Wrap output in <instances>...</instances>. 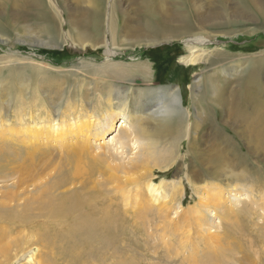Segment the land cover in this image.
<instances>
[{
	"label": "rangeland",
	"instance_id": "rangeland-1",
	"mask_svg": "<svg viewBox=\"0 0 264 264\" xmlns=\"http://www.w3.org/2000/svg\"><path fill=\"white\" fill-rule=\"evenodd\" d=\"M26 1V10L23 8V15L17 22L11 17L10 6L0 10L2 23L0 83L3 81L6 85L9 82L5 79L8 75L6 73L16 62L29 60L53 67L52 74L57 78L56 83L62 86L58 94L61 93L65 97L62 100V113L59 118L65 129L63 137L65 141L60 144L54 135L52 141H47L48 133H46L40 134L38 140L40 144L37 145L35 138H30L29 134H26L27 126L42 124H47L48 132L55 125L56 117L49 107L50 102L47 100L45 90L41 91L39 88L40 77L38 75L35 78L31 77L32 83L27 93L16 81L18 73L15 74L13 88H10L5 96L0 90V238L3 239V244L8 245L6 249L8 252L0 254V264H44V262L90 264V261L94 260L95 264H264V155L258 152L255 133L250 125L241 121L240 110L239 112L236 108L219 110L213 105L210 91L207 92L206 88L202 91L197 89V93L199 92L203 97L198 98L201 106L195 104L191 96L194 81L199 77L203 79L213 75L217 68H212L207 61L198 65L182 63L181 60L188 58L189 54L183 45L177 43L178 41L143 48L142 52L136 55L138 59L151 61L155 74L152 83L154 86L173 87L183 92L185 109L191 117L196 116L201 110L210 111L213 127L219 131L222 139L217 137L216 141L211 137L212 131L207 126L205 137L203 138V133L201 134V141L211 144L199 145L198 149L204 152H209L211 147L213 150H222L225 146L224 142L228 140L230 143L228 156L234 169L230 167L223 176L200 178L195 171L198 169L192 159L194 157L187 152L188 149L180 145L178 152L175 151L172 155L169 150L170 144L164 148H168L167 151L171 155L164 158L159 155L158 161L152 160L149 173L145 169L132 173L129 169V172L120 170L113 180L108 176L93 177L94 186H102L105 191L108 190V193L111 192L117 197L118 202L121 201L116 207L117 213L114 210L112 212L109 209L102 210L104 213H109L113 219L112 222H105L104 229L95 225L96 222L95 224L89 221L79 222L74 226L78 236L73 233H68L66 236L63 231L65 235L60 234L61 236L57 237L54 232L62 231V228H66L64 224L68 223L64 219L48 222L45 219L28 222L15 220L13 215L22 216L25 213L24 206L39 195V189L56 178L59 168L64 165L62 146L67 143L64 145L65 148L67 146L73 148L74 142L77 141L71 133L74 127L84 126L90 120L89 122L95 121L99 128L103 125L104 128H109L107 135L102 137L100 135L103 133H99L95 128L98 136L92 140L89 150L97 155L107 153L109 146L121 138L116 139L117 136L128 132L134 144H130V148L126 149L115 162L120 165L130 160L141 159V154H146L149 150L147 136L152 135L151 129L145 124L140 121L134 123L131 120L133 117L131 111L126 117L117 118L113 113L114 107L103 109L104 101L100 97V88L93 91V100L90 105L87 104L85 90L88 81H94V85L97 86L100 83L99 79L103 77L90 69L101 71L100 67L106 62L105 43L108 41V37H105L101 45L78 46L71 40L70 36L73 37L72 32H77V28L76 23L71 24L68 21L67 8L82 10L81 6L88 7L87 4H81L80 0H41L43 8L35 7L36 13L33 10L36 0ZM111 3L105 0V4L114 8L116 13H119L121 7L127 6V2L121 3V0L116 1L114 7ZM209 3L217 4V0H209ZM229 4L235 6L237 2L231 0ZM4 13H8L11 20V22L8 20L7 26L3 25L6 22ZM106 14L111 15L108 11ZM71 18L80 19L76 15ZM111 19L105 17L104 30H109ZM254 19L243 23L236 20L229 31L216 33L218 38L212 40L213 43L204 49L207 51L216 48L228 57L236 58L244 56L251 58L260 53L264 54V25L263 28H259L258 19ZM82 23L88 24L85 30H96L93 17L83 18ZM14 26H17L19 31ZM23 27L28 28L30 32H24ZM60 30L63 39L58 42L56 33ZM36 38L39 41H36ZM4 40H9V43L4 44ZM113 46L119 48L120 43L116 41ZM114 60L129 64L131 58L129 54L124 53L123 57ZM248 70L245 71L250 72L251 69ZM247 72L245 73L248 74ZM94 76H97V80ZM60 86H55L54 90H58L56 88ZM75 90L79 93L78 102H73L72 99ZM7 102H10V106ZM101 102L103 104H100ZM250 112L254 114V108H251ZM84 113L88 116H84ZM71 119L75 120L71 121ZM121 124H124L122 130ZM189 132L185 140L186 145L189 139H194V131L191 127ZM138 134L144 138L139 139ZM30 144L35 146L30 147ZM49 153L51 155H48ZM28 154H32L35 163L38 158V162L31 164ZM212 154L216 156V152ZM172 156L175 158L171 159ZM130 178L133 180L131 181ZM81 180L84 181L81 177L56 194L54 192L52 194L60 198V192L66 190L64 193H69L79 190L84 185L80 184ZM174 181L180 183L179 189L175 188L173 198L169 199L167 195L171 193L170 184ZM119 185L123 186V189L120 188L122 193L118 191ZM161 185L166 187L163 188ZM153 186L160 191L159 193L164 190L162 194L165 193L167 196L164 201L159 198V193H153ZM195 188H200V192ZM202 191L208 193L202 194ZM46 204L42 199L39 203H34V206L38 209ZM37 209L32 210L30 215L37 217L40 213ZM230 210L238 213V218L230 213ZM37 228L51 234L52 237L43 236L41 231L36 236ZM100 231H103V234ZM229 232L235 240L237 249L227 251L224 250V245L228 240ZM89 237L95 240L94 251L87 247L90 243ZM47 242L57 245L56 249L47 250ZM100 245L102 250L99 251L97 248H100ZM102 251L104 254H100ZM99 255H105L102 261L98 260Z\"/></svg>",
	"mask_w": 264,
	"mask_h": 264
},
{
	"label": "bare ground",
	"instance_id": "bare-ground-1",
	"mask_svg": "<svg viewBox=\"0 0 264 264\" xmlns=\"http://www.w3.org/2000/svg\"><path fill=\"white\" fill-rule=\"evenodd\" d=\"M109 1L112 2L111 4L113 7L116 1L119 2V0ZM125 1L127 2V6L121 7L119 13H116L114 8L108 7L105 4V0H80L81 4H87L88 6H81L83 11L72 7L67 8L68 21L71 24L76 23L77 28V32H72L73 37L70 36V38L76 45L81 46L84 44L101 45L105 37H108V41L105 43V64H103V67H100L101 71H98V69H90L101 74L103 77L99 79L100 83L97 86L94 85V81H88L85 90L87 104L90 105L93 100V91L99 90L100 88V97H102L104 101L103 109L114 107L113 113L117 118H121L122 116L126 117L131 111L133 114L131 120L134 123L140 121L151 129L150 133L152 135L147 136L149 150L146 154H141V159L130 160L124 165L115 164L119 156L125 153L124 151L126 149L130 148V144H134V140L128 135V132L123 133L122 136L120 133L116 139L121 138L115 141L112 146H109L107 153L105 152L104 154L97 155L89 150L92 140L98 136L96 130H98L99 133H103L100 135V137H102L103 135H107L109 128H104V125L101 126L102 128H99V126H96L95 121L91 120L92 122H89V119L88 123L84 126L74 127L71 133L74 134V139L77 141L74 142L75 146L73 148L68 146L65 148L64 145L67 143L62 146L64 147V165L59 168L56 178L39 189V195H37L32 202L24 206L23 209L25 213L22 216L13 215L16 221L19 219V221L26 222L35 219H45L46 222L60 219L66 220L68 222L64 224L66 228H62L61 225L60 227L63 230L54 232V234H57V237H60L63 231L66 236L68 233H73L75 236H78V231L75 232L74 226L75 223L79 222L84 223L89 221L94 224L96 222L97 224L95 225L104 229L103 226L105 222H112L113 219L109 213H104L102 210L105 211L109 209L110 212L114 210L117 213L118 209L116 207L119 206L121 201L118 202V198L114 197L111 192L108 193V190L105 191L102 186H94L93 177L108 176L110 180H113L120 170L129 172L130 169L132 173H136L140 169H145L148 172L152 166V160L158 161L159 158L157 156L160 155L164 158L165 156L171 155L167 151L168 148H164L170 144L171 148H169V150L172 155L175 151L178 152L179 148H181L180 145L188 149L187 152L194 157L192 159L195 163V167L198 169L195 171L196 174H199L197 175L200 176V178H202V176L208 178L223 176L228 172L230 167H233L231 166V161L228 156L230 152V143L228 140L224 142L225 146L222 150H213L211 147L209 152H204L198 149L199 145L207 146L209 143L201 141V134L203 133L204 138L207 126L210 127L209 129L212 131L211 135L213 136L211 137L215 138L216 141L217 137L222 139L219 131L213 127V123L210 119V111L201 110L202 112L199 111L196 113V116L194 115L191 117V115L186 112L185 99L180 89L154 86L152 83L155 79V74L153 73L151 61L138 59L136 55L143 48L161 45L165 42L171 43L178 41L177 43L183 45L189 54L188 58H183L181 60L182 63L198 65L201 62L206 63L207 61L212 68L216 67L217 69L213 75L204 77L203 79L199 77L194 81V88H192L191 95L192 100L197 106H201L198 98H200V96L203 97V95H200L199 92L197 93V89L202 91L203 88H206L207 92L210 91L209 93L211 94L210 96H212L211 100L213 105L219 110L227 108H236L238 112L240 110L239 114L241 121L244 124L248 123L250 125L255 133V143L258 146V152L264 155V54L260 53L257 54L256 57L251 56V58L245 56L236 58L228 57V55L223 54L216 48H210L212 50L207 51L204 49L206 46L213 43L212 40L218 38V36L216 37V33L224 30V32L229 31L231 25H233L236 20L243 23L245 21H252L256 18L259 21L258 27L263 28L264 0H233L237 2L238 6H232V3L229 4L231 0H217V4L213 5L209 3V0H121V3ZM26 4V0H0V10H4L10 6L11 17L17 22L23 15V8L26 10ZM42 4L41 0H36L33 10L37 13L36 9L43 8ZM53 5L55 4L53 3L52 6ZM107 11L112 16L106 14ZM75 15L80 19L72 20L71 16L75 17ZM80 15L93 17L94 27L97 26L96 30H85L88 24L82 23V19L86 17ZM106 16L112 18L109 21L108 31L104 30ZM9 18V14L4 13V21L6 22H4L3 25L7 26V23H9L8 20L11 22ZM1 24L0 21V25ZM42 25L44 24H41V26ZM14 28L19 31L17 26H14ZM28 28L23 27V31H27V33L30 32ZM46 31H48V29ZM56 36H58L56 37L58 38V42L62 40V31L60 30V32H57ZM36 41L39 40L36 38ZM116 41L120 43L119 48H116L118 46H113ZM3 43L8 44L9 40H4ZM122 51L129 54L131 58L129 64L114 60L117 57L124 56ZM21 63L16 62L12 64V67L7 71L6 74L8 75H6L5 79H8L9 82L5 85V82L3 83V81H1V92L5 96V93L8 92L10 88H13L15 74L18 73L16 81L19 82L18 84L21 89L28 93L32 83L31 77L35 78L38 75L41 79L39 88L41 91L45 90L47 100L50 102L49 107H51L53 116L56 117L54 121L55 125L48 130V132L47 124L27 126L26 134H29L30 138H35V143L37 145L40 144L38 141L40 140V134L43 135L46 133H48L47 141H52L54 135L57 140H59L60 144L64 143L65 139H63V137L65 129L59 122V118L62 113V100L65 97L61 93L58 94L62 86L56 83L57 78L52 74L54 68L43 64H36L35 62H29V60L22 61ZM248 64L250 65L248 66ZM225 67L228 69H225ZM247 69H251L250 72L245 71ZM44 73L47 74L41 76ZM96 77L94 76V78ZM57 85L60 87L56 88L58 90H54V87ZM72 99L73 102L79 101V93L77 90H75ZM103 103L101 102L100 104ZM7 105L10 106V102H7ZM251 108H254V114H251ZM85 115L88 116V114L84 113V116ZM74 120L75 119H71V121ZM191 121H193L192 124ZM123 125L124 124H121L120 126L121 130L123 129ZM189 127L194 131V139H189L186 145L185 140L188 137L187 134L190 133ZM138 138L143 139L144 136L142 137L141 134H138ZM210 144L211 143H209V145ZM34 146L35 144H30V147ZM182 149L180 150L181 152ZM213 152H216L215 157L212 154ZM48 155H51V153ZM27 156L31 164H36L38 162V158L36 163L33 161L32 154H28ZM174 158L175 156H172L171 159ZM192 170H194V168ZM81 177L84 179L83 182L82 180L80 181V184H84L81 189L69 193H64L66 190L63 193L60 192V198H56L52 194L53 192L56 194L57 191L59 192V190L74 183ZM115 183L117 184V181ZM178 185H180V183L177 181L170 184L169 189L171 193L167 195L169 199L174 196V189H179ZM161 186L163 188L166 187V185ZM122 187L121 185L118 186V191L121 193L123 192L120 189ZM195 190L200 192L201 189L195 188ZM162 191L164 192V190ZM159 192L160 191L153 186V193L157 194ZM205 192L206 194L208 193V191H202V194ZM162 193H159L158 196L164 201L167 196L165 193ZM46 194L47 196H45ZM50 196L53 197L48 198ZM42 199H44L47 204L37 209L34 203H39ZM168 201L169 200H167V202ZM36 209L39 210L40 213L37 217L31 216L30 212ZM229 212L233 213L238 218V213L234 210H230ZM113 218L115 217L113 216ZM8 220H10V218H8ZM36 230V236H38L39 231L42 229L37 228ZM42 232L43 231H41V233ZM100 232L103 234V231ZM100 232L98 233L100 234ZM42 235L52 237L51 234L45 232H43ZM42 239H44V237ZM56 239L58 240V238ZM88 241L90 243L87 247L94 251L93 248L96 245L95 240L89 237ZM234 243L235 240H233L229 232L228 240L225 241L224 250L229 251L237 249V245ZM2 244L3 239L0 238V246L2 247L0 248V254L1 252L6 253L8 247V245ZM46 246V249L49 251L55 250V246L57 247V245L54 246L51 245V243L48 244V242ZM2 249L5 251H2ZM100 249L102 250L101 245L97 250L100 251ZM101 253L104 254L103 251L100 252V254ZM104 256L99 255L98 260L102 261ZM91 258H93V256ZM95 263V260L90 261V264ZM44 264L49 263L44 262ZM79 264H83V262Z\"/></svg>",
	"mask_w": 264,
	"mask_h": 264
}]
</instances>
